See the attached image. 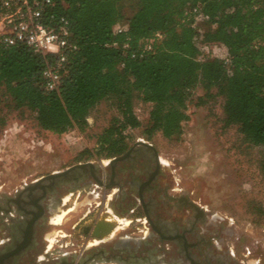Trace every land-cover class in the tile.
Returning a JSON list of instances; mask_svg holds the SVG:
<instances>
[{
  "label": "trees",
  "instance_id": "16d2710c",
  "mask_svg": "<svg viewBox=\"0 0 264 264\" xmlns=\"http://www.w3.org/2000/svg\"><path fill=\"white\" fill-rule=\"evenodd\" d=\"M54 1L75 46L66 53L57 90L47 91L42 79L53 55L0 41V87L13 108L33 113L40 129L84 130L90 110L108 100L117 114L96 136L97 150L83 152L109 156L124 148L125 129L179 136L190 104L219 98L220 127L236 126L244 141L264 150V0ZM195 8L208 18L195 24ZM117 22L124 31L113 32ZM198 37L222 45L226 58L198 60ZM149 40L151 49L140 56ZM135 100L149 104L144 123L134 112ZM257 166L264 178V153Z\"/></svg>",
  "mask_w": 264,
  "mask_h": 264
},
{
  "label": "flooded vegetation",
  "instance_id": "af4514ba",
  "mask_svg": "<svg viewBox=\"0 0 264 264\" xmlns=\"http://www.w3.org/2000/svg\"><path fill=\"white\" fill-rule=\"evenodd\" d=\"M106 159L50 188L28 189L39 177L15 186L0 184V264H264L259 241L236 234L191 192L175 186L147 139L138 138ZM89 182L98 188L88 192L99 199L92 210L99 204L111 209L83 226V234L93 241L79 253L77 242L64 239L74 237L72 224L68 232L57 234L56 244H49L46 229L65 212L70 199L65 197ZM115 217L129 219L128 234L115 233L120 227ZM101 219L110 223L105 235L96 228Z\"/></svg>",
  "mask_w": 264,
  "mask_h": 264
},
{
  "label": "rangeland",
  "instance_id": "374dc122",
  "mask_svg": "<svg viewBox=\"0 0 264 264\" xmlns=\"http://www.w3.org/2000/svg\"><path fill=\"white\" fill-rule=\"evenodd\" d=\"M200 42L196 41L198 45ZM207 53L211 57L224 58L226 49L219 44H208ZM201 93L200 88L194 91V95ZM133 106L136 116L144 123L149 104L135 100ZM187 112L189 119L183 123L179 136L165 138L160 132H154L147 137L141 127L127 128L123 132V149L138 138L147 139L171 172L175 186L191 192L195 200L236 234L249 242L259 241L264 247V178L257 166L264 150L244 141L236 126L220 127L223 115L219 98L198 107L190 104ZM116 114L114 105L102 100L90 110L84 130L74 128L56 134L40 129L30 111L13 108L4 88L0 87V116L4 121L0 129V184L15 186L78 162L106 161L119 152L89 157L83 151L97 150L96 136ZM93 188L98 190L89 182L70 190L72 194L65 197L70 198L63 208L65 212L59 214L66 219L61 218L57 224L56 215L51 219L54 224L46 229L49 230L46 235L49 244H56L57 234L68 232V226L76 224L74 237L64 239L77 242L79 253L86 251V242L93 240L89 234H83V226L101 216L104 209L111 211L102 204L92 210L94 201H99L93 197L94 192L88 193ZM115 219L120 226L115 233L128 234L129 219Z\"/></svg>",
  "mask_w": 264,
  "mask_h": 264
},
{
  "label": "built area",
  "instance_id": "2783aa9c",
  "mask_svg": "<svg viewBox=\"0 0 264 264\" xmlns=\"http://www.w3.org/2000/svg\"><path fill=\"white\" fill-rule=\"evenodd\" d=\"M55 6L54 0H1L0 41L5 45L22 43L43 55L54 56V60L47 62L42 71L43 86L47 91L57 90L66 53L75 47L68 40L67 20L61 15H56ZM194 11L195 24L208 18L203 11L196 8ZM125 28L124 23L117 22L112 30L118 33ZM154 38L160 40L162 35L156 32ZM198 39L201 40L200 37ZM151 41L144 44L140 56L143 55V51L151 49ZM207 45L205 42L197 44L198 60L213 58L207 53Z\"/></svg>",
  "mask_w": 264,
  "mask_h": 264
},
{
  "label": "water",
  "instance_id": "95a60500",
  "mask_svg": "<svg viewBox=\"0 0 264 264\" xmlns=\"http://www.w3.org/2000/svg\"><path fill=\"white\" fill-rule=\"evenodd\" d=\"M149 147H152V145L148 144ZM118 159L123 158V156L117 157ZM88 168L95 169L96 168V162L93 161H86V162H79L76 164H73L69 167H66L65 169L58 170L51 172L47 175H43L36 179L34 182L28 184V189H35V188H44V186L52 187L53 185L57 184L58 182H66L69 180L72 176L85 172L88 170ZM36 216H34V219L32 220L31 224L34 223ZM110 223L108 221H105L101 219L97 225L96 228L104 229L105 232L102 235H105V233H109L110 230ZM94 235L98 236L99 233L95 232Z\"/></svg>",
  "mask_w": 264,
  "mask_h": 264
},
{
  "label": "bare ground",
  "instance_id": "6f19581e",
  "mask_svg": "<svg viewBox=\"0 0 264 264\" xmlns=\"http://www.w3.org/2000/svg\"><path fill=\"white\" fill-rule=\"evenodd\" d=\"M58 217H57V219H56V222H57V224L60 222V219H61V215L59 216V215H57ZM55 221V220H54Z\"/></svg>",
  "mask_w": 264,
  "mask_h": 264
}]
</instances>
